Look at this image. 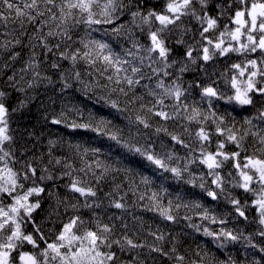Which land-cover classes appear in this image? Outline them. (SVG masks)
Listing matches in <instances>:
<instances>
[{
    "label": "clouds",
    "instance_id": "9594fccd",
    "mask_svg": "<svg viewBox=\"0 0 264 264\" xmlns=\"http://www.w3.org/2000/svg\"><path fill=\"white\" fill-rule=\"evenodd\" d=\"M253 2L260 0H95L93 12L100 24L84 25L77 17L80 22L73 29L80 34L72 38L73 45L81 39L107 44L123 54L127 67L137 69L134 78L142 83L132 86L134 95L114 92L109 97L111 84L85 94L87 101L110 108L114 118L126 121L122 128L108 119L101 125L104 134L97 132L94 140L104 141V146L88 154L96 159L75 154L66 160L51 156L45 163L43 156H27L25 143L10 126L12 114L19 111L10 114L12 139L0 145V168L4 169L0 174V251L9 253L7 264H26L28 257L35 264H62L47 245L65 244L59 237L66 224H72V233L82 239L86 233H96V248L103 253L104 264H264V210L257 203L264 200V165L249 163L264 161V48L259 46L264 18H258L255 29L251 21L243 26L236 23V13H246ZM43 3L48 7L46 0ZM16 7L0 3L4 11ZM161 15L167 19H158ZM209 19L215 21L211 27ZM153 34L165 55L154 48ZM97 67H103L102 62ZM238 89L250 103L236 99ZM0 92L5 102L12 100V109L14 102L28 108L32 99ZM110 99L118 100L131 115L111 108ZM126 100L131 103L126 105ZM156 111L167 113L168 118H158ZM137 115L147 127L136 121ZM60 117L66 122L76 119L67 111L60 112ZM91 123L96 125L98 119ZM58 142L48 143L55 147ZM102 152L129 161L139 158L151 171V183L138 181L125 188L120 177L128 175L119 168H111L97 181L101 173L95 161ZM142 153L162 160L164 167ZM32 167L37 173L31 172ZM72 180L97 190V197L74 193ZM36 188L44 191H31ZM25 196V203L32 207L30 214L17 203ZM121 197L124 207H114L113 201ZM237 208L246 212V218ZM169 215L174 219L168 220ZM61 251L67 254L70 249L65 244ZM109 256L114 260L109 261Z\"/></svg>",
    "mask_w": 264,
    "mask_h": 264
},
{
    "label": "snow or ice",
    "instance_id": "6c2138e0",
    "mask_svg": "<svg viewBox=\"0 0 264 264\" xmlns=\"http://www.w3.org/2000/svg\"><path fill=\"white\" fill-rule=\"evenodd\" d=\"M0 3H7L8 7L11 8L13 3H10L9 0H0ZM46 3L49 5H55V0H46ZM95 5V0H61V3L59 5V20L60 23L58 27L60 28V31H48L46 34H41L40 32H37L31 39H30V45L35 49V47L39 46L44 48L48 53H51L53 49H56V55L60 58H62L65 61L71 62V68L67 70L66 74H61L60 79L63 81L61 91L63 92L64 89L72 88L73 85L70 83V80H75L79 82L82 85V90L87 94L88 91L93 90L94 88L100 87L107 89L109 84L113 85V87L109 90L108 96L110 97L112 93L119 92L122 95L128 96L130 92L134 95V90L132 89V86L140 85L142 83L141 80L135 79V75L137 73V69L135 67H127V61L123 59V54L119 52L112 51L109 46L101 41L98 40H92L88 39L87 41L81 39L79 41L80 47L73 48V39H72V29L76 26L77 23L80 21L83 22L84 25L88 26H94L100 24L102 21L98 18H96L93 7ZM38 5L35 2V0H32L30 4H23V8L29 10V12L32 9L37 8ZM109 5H105V9H107ZM169 8H172L171 5H169ZM17 14V16H23L28 15V12H24L21 10L20 7H16L14 10ZM51 11V9H50ZM105 15H107V12H105ZM37 16H40V14L37 13ZM77 17H80V21L77 20ZM236 23L243 26L244 24H247L249 21H251V26L253 29L257 26V20L258 18H264V0H260L259 3L253 2L250 5V8L248 11L245 12H238L236 13ZM241 17H246L243 22L241 21ZM52 19H56L55 16L51 17ZM30 20H36V16H29ZM158 19L161 21L167 19V17L164 16H158ZM104 22H107L106 20ZM209 27H211L215 21L212 19H209L208 21ZM43 24H47V21H43ZM260 28L264 30V24L260 25ZM57 36L60 37L59 42L55 44H50L48 41L49 37ZM156 36L153 34V43L154 48H158L160 50V55H165V50L162 43H156ZM249 40L254 42L252 40V37H249ZM16 44H20L21 41L19 39L15 40ZM62 45L64 46L63 50H61ZM259 46L261 48H264V38H261L259 41ZM219 47V45H217ZM205 51H207L205 49ZM130 54V53H129ZM17 56L19 53L16 54ZM38 54L33 51L32 53V59L29 61V68L35 69L38 67V60L36 57ZM16 57L14 56L13 59ZM207 58V57H205ZM83 62L84 64L88 65L91 69H93L92 72H86L82 74L79 70H77L76 66ZM98 62H102L103 67H97ZM256 62L253 61V64ZM53 68L59 69L60 64L59 63H53ZM131 73V75L129 74ZM98 74L100 78H103L106 83L100 84L99 79L96 80L95 83H92L91 81H86L83 76H92ZM39 72H34L35 77H39ZM14 79V77L10 78ZM48 81H51L50 77H46ZM35 83V80L33 81ZM123 85V86H122ZM249 87H252L251 84H249ZM138 90V89H137ZM206 91H213V89H206ZM4 93L0 92V145H3L5 141H9L12 139L10 136V126H9V120H10V114L14 111H21L25 108V105L23 103H18L15 109H12V100L8 99L7 102L3 99ZM236 99L242 103V104H248L250 101L247 98V94L245 92H241L239 89L237 90ZM110 107L113 109H116L118 111H124L129 112V109L127 107L121 108L118 100L110 99L107 100ZM130 100H126L125 104H130ZM131 111H136V109H132ZM65 112V110H62L61 113ZM67 112L72 113L76 119L71 122H66L63 117L60 118H53L52 123L54 125H60L65 124L66 127H71L75 129L73 132V135L79 134L78 130L81 129H91V131H85L86 133H93L96 135L97 132H99L101 135L104 134V131L101 129V125L107 123V120L105 117H99L98 123L96 125H92V120L97 119L96 114L92 112H88L85 114L83 110H81L78 106L72 105L70 109L67 110ZM158 118L167 119V113L156 111L154 113ZM129 115H131V112H129ZM85 122H81V121ZM136 121L138 123H144V126L147 127V123L143 122L142 117L139 115L136 116ZM31 135V133H29ZM115 138V137H113ZM71 148L75 149L80 155L87 156L90 152L93 154H96L97 150L94 148H83V151L80 152V149L82 147L81 144L77 143L75 145H69ZM136 152H140V149L135 148ZM142 155L145 156L147 160L152 161V163L158 167H164V162L158 158H156L153 155L142 153ZM3 159V156L0 155V160ZM65 160L67 157L64 158ZM60 160H57V163H60ZM249 163L253 164V166L257 165H264V161H251L249 160ZM66 168L71 169V164H66ZM95 167L99 172L100 175H97L95 179L97 181L103 180L104 176L109 174L111 171V168L109 166H105L100 160L95 161ZM9 173V180L14 183L13 175L11 173V170H7ZM38 169L35 167L31 168V172L33 174L37 173ZM121 171H124L127 173L129 177V183L130 186H134L136 184V180L134 175H132L133 170L131 169H122ZM173 172H176V169H172ZM4 173V169L0 168V174ZM139 183L141 184H149L151 183V177L150 176H144L141 175L139 177ZM245 188L247 185L244 186ZM71 189L74 193H78L81 196H84L88 199H95L97 197V190H94L91 186H84L82 185L78 180H72L71 181ZM31 191H35L37 193L44 191L43 188H36L32 189ZM210 195L215 196V193H210ZM28 197H23L22 200H18L17 203L20 208H23L27 213H31L32 207L27 205L25 201H27ZM143 199V197H141ZM152 199H156L155 193H153ZM123 200V197L120 198L119 201H113L114 207L116 208H123L124 204L121 202ZM234 203H240V202H234ZM259 203L260 208L264 210V200L257 201ZM171 204V202H169ZM38 206V205H37ZM237 212L241 217L246 218V212L242 209L237 208ZM168 220L174 219L171 215L167 217ZM223 223V221H220ZM243 221H241L242 223ZM264 222V221H262ZM73 224L75 221L72 222ZM19 227V226H17ZM231 236V234H229ZM235 239V237H232ZM30 239V238H29ZM59 239L61 241H64L66 246L70 249V251L65 254L61 251L63 247H65V244H54L49 243L47 247L51 250H53L57 255H59L62 259V264H104L103 259V253H101L96 248V242L97 237L95 232H89L85 234V237L82 239L79 236H76L72 233V224H66L64 225V231L61 233ZM84 240H87L88 243L85 244ZM129 244L132 243V241H128ZM75 245V246H74ZM134 247H138L139 245H133ZM9 253L5 251H0V264H7V257ZM109 261L114 260V256L107 257ZM26 264H35V260L32 257H28L26 260Z\"/></svg>",
    "mask_w": 264,
    "mask_h": 264
},
{
    "label": "trees",
    "instance_id": "16d2710c",
    "mask_svg": "<svg viewBox=\"0 0 264 264\" xmlns=\"http://www.w3.org/2000/svg\"><path fill=\"white\" fill-rule=\"evenodd\" d=\"M21 8L22 11L28 12V15L17 16L15 11H4L0 8V89L6 90L11 93L13 98H25L31 97V102L28 108H24L17 113L12 114L10 120L11 129L14 130V134L21 138L25 143L29 157L43 156L46 163L51 156L56 157H69L71 155L79 154L75 149L69 145L81 144L83 148L103 147L104 141L96 143L94 138L95 134L86 133L84 130H78L79 134L73 135L64 124L54 125L52 123L53 118H58V114L71 108L72 105L78 106L81 110L87 114L92 112L96 114L97 119L99 117H105L111 120L117 127L122 128L126 121L121 117L114 118V112L110 108L103 107L101 105L93 104L86 100L85 92L82 90V85L75 81L70 80L73 87L64 89L61 91L63 81L60 79L61 74H66L67 70L71 68V62L65 61L56 55V49H53L51 53H48L42 47H35L30 45V39L40 32L42 35L48 31H60L58 27L59 10L56 6L48 5L44 7L43 0H37L39 10L43 15L37 16L36 9H32L30 12L23 8V4H30L32 0H9ZM61 0H55V5H60ZM51 9V11H49ZM29 16H36V20H30ZM55 16L56 19L51 17ZM49 21L47 24H43V21ZM78 33L75 29H72V38L77 39ZM19 39L20 44H16L15 40ZM60 37H49L50 44L59 42ZM73 48L80 47L79 43L72 45ZM64 46L62 45L61 50ZM35 51L38 56V67L35 69L29 68V61L32 59V53ZM19 53L17 56L16 54ZM16 57L13 59V57ZM53 63H59L60 68L56 69L52 67ZM82 74L86 72H92L88 65L80 62L76 66ZM34 72H39V77L34 76ZM14 77V79L10 78ZM50 77L52 83H48ZM83 78L86 81L95 83L99 79L100 84L106 83L103 78H100L98 74L87 76ZM35 80V83L33 81ZM12 82H16V86L12 87ZM31 84V87H29ZM23 88L24 92L20 89ZM99 88H94L93 92H99ZM91 94V93H89ZM13 106H17L14 102ZM85 122V121H81ZM31 133V135H29ZM49 140L59 141L55 147L49 145ZM51 147V154L49 149ZM86 158L96 159L95 157ZM98 160H100L105 166L110 168L119 169H131L133 170L136 182L139 181L141 175L151 176V171L144 166V163L139 159H132L131 161L123 158H118L116 155L109 156L106 153H101ZM78 163V161H77ZM99 171V170H98ZM120 179L125 180V188L130 186L129 177L121 176ZM108 188L105 185L104 191ZM131 195V194H129ZM211 203V201H208ZM217 254L221 258H225L224 253L216 250ZM131 259V257H126Z\"/></svg>",
    "mask_w": 264,
    "mask_h": 264
}]
</instances>
